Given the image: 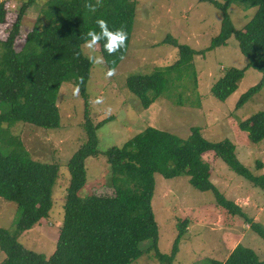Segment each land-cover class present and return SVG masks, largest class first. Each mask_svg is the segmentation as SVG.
Masks as SVG:
<instances>
[{"label": "trees", "instance_id": "obj_1", "mask_svg": "<svg viewBox=\"0 0 264 264\" xmlns=\"http://www.w3.org/2000/svg\"><path fill=\"white\" fill-rule=\"evenodd\" d=\"M223 13L221 29L206 50L228 44L234 36L248 63L244 68L231 67L212 85L211 92L219 100L232 95L248 68L262 73L260 81L244 92L236 109L243 107L264 87V0H207ZM36 0H26L5 39L0 38V196L15 202L19 216L13 229L0 227V248L5 258L0 264H132L149 251L160 261L173 264L186 222L171 253L159 249V226L152 200L156 174L166 178L188 176L201 191H212L216 204L233 215L245 217L252 229L264 240V225L247 216L242 207L228 199L211 180V166L203 155L213 151L236 173L264 190V173L256 175L238 158L236 145L230 139L213 141L199 127H192L183 138L170 131L148 126L122 146L99 149L98 130L112 117L95 123L87 107L84 128L87 140L68 161L71 174L64 203L63 222L56 249L47 257L25 247L19 237L50 216L53 187L59 165L35 160L18 137H5V125L29 123L45 129L61 124L57 105L58 92L64 82L78 87L88 105L87 83L93 61L83 53L85 34L99 31L95 20L102 17L112 30L126 33L124 46L109 54L104 40L97 41L109 70L113 71L126 56L136 16V0H46L41 14L26 36L21 50L15 48L23 19ZM233 4L257 7L253 17L238 29L229 9ZM95 6V12L90 10ZM42 17L45 23H40ZM6 20V8L0 0V22ZM169 42L178 48L179 58L150 74H134L127 87L148 108L169 88V75L178 79L194 71L197 51L171 36ZM205 50V51H206ZM201 51V53H205ZM252 142L264 139V109L240 123ZM103 154L110 165L109 184L114 194H80L87 183L86 160ZM148 241L145 245L144 242ZM212 264H264L250 247L238 245L225 261L212 259Z\"/></svg>", "mask_w": 264, "mask_h": 264}, {"label": "rangeland", "instance_id": "obj_2", "mask_svg": "<svg viewBox=\"0 0 264 264\" xmlns=\"http://www.w3.org/2000/svg\"><path fill=\"white\" fill-rule=\"evenodd\" d=\"M2 1L6 8V20L0 22V38L5 39L26 0ZM136 1L129 48L111 76L107 75L109 68L98 43L95 52L82 45L86 56L91 54L102 58V63L93 62L91 68L87 83L88 105L78 87L64 82L57 95L61 114L58 128L45 129L24 122L4 127L5 137L20 138L33 159L59 165L50 216L19 237L25 247L47 257L56 249L63 222L64 203L71 179L68 161L87 140L84 128L87 107L95 123L112 117L98 130L101 151L111 146H122L148 126L183 138L190 135L192 127H199L210 140L230 139L236 145L239 160L254 174L264 173V139L252 142L248 133L240 128L243 120L264 109V87L243 107L236 109L240 96L260 81L262 73L248 68L238 89L224 101L211 92L212 85L227 69L244 68L248 63L234 36L227 45L206 50L220 32L221 9L207 0ZM45 2L36 0L27 10L15 42L17 50L22 49ZM256 9L233 4L229 13L236 28H243ZM40 23H45L44 17ZM167 36L197 51L193 61L195 74L186 73L180 79L175 74L169 75L166 93L146 108L129 90L127 80L134 74H150L156 67L168 66L179 58L178 48L163 42ZM203 50H206L205 53H201ZM0 145L6 148L3 141ZM203 157L211 166V180L219 190L240 205L249 218L264 225V190L236 173L213 151ZM86 168L87 183L80 194H114L109 184L110 165L103 154L87 158ZM152 205L159 226L158 244L162 253H171L180 232L179 226L186 222L173 264H212V259L225 261L238 245L253 248L264 259V240L252 229L250 222L219 207L212 191L195 188L186 175L166 178L156 174ZM18 216L17 204L0 196V227L13 229ZM4 258L5 253L0 248V262ZM132 264L166 263L160 261L154 251H149Z\"/></svg>", "mask_w": 264, "mask_h": 264}, {"label": "clouds", "instance_id": "obj_3", "mask_svg": "<svg viewBox=\"0 0 264 264\" xmlns=\"http://www.w3.org/2000/svg\"><path fill=\"white\" fill-rule=\"evenodd\" d=\"M90 10L95 12V6H90ZM95 25L98 27L99 31L97 32L94 29H89L86 32L84 39V46L91 52H95V46L99 40H104V48L109 54L116 52L124 46L126 33L123 30L110 29L108 21L102 17H98L95 20ZM88 59L95 63H102V58L99 56H93L90 54ZM107 75L111 76L112 71L109 70Z\"/></svg>", "mask_w": 264, "mask_h": 264}]
</instances>
